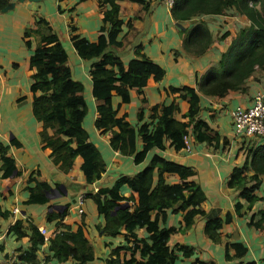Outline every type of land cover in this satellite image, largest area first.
Instances as JSON below:
<instances>
[{
  "label": "trees",
  "instance_id": "1",
  "mask_svg": "<svg viewBox=\"0 0 264 264\" xmlns=\"http://www.w3.org/2000/svg\"><path fill=\"white\" fill-rule=\"evenodd\" d=\"M118 1L98 0L103 18L95 43L76 34L75 28H70V42L75 53L82 60H96L89 70L91 94L97 113L95 128L102 134L109 133L110 148L122 156L131 157L136 165L145 160L151 149L163 150L166 141L175 152L183 150V138L189 130L195 142L216 144L219 140L217 132L197 117L198 94L223 97L228 91H245L244 84L256 72L255 67L264 71V0H175L170 14L177 22L196 15H222L227 9H234L247 18L250 25L237 33L226 32L221 36L220 40L225 43L226 50L216 67L208 69L197 78L196 89L186 86L167 88L166 95L172 96V102L168 105L150 106L146 99H141L136 109V128L126 120V116H117L112 106L113 95L122 103L128 104L131 91L141 95L148 80L152 78L155 82L161 81L165 71L143 55L131 60L125 68L111 50L118 45L116 38L121 31V21L117 18ZM8 3L10 0H0V12ZM257 5L259 10L255 8ZM37 26L43 27V30H26L23 41L30 50L29 38L39 35L38 43L29 57V68L34 70L30 84L32 114L43 124L41 144L43 148L50 149L53 163L64 172H68L75 158L80 157V170L85 182L91 184L101 177L106 164L99 150L89 141V135L83 127L87 115L83 84L73 79L67 65V53L57 34L42 18L36 20L34 27ZM183 37V50L196 56L205 53L212 40L203 22L185 30ZM21 101L19 99L18 103ZM178 101L188 104V110L182 116L184 122L174 118L179 112ZM145 111L148 112L146 121ZM48 129L53 131L52 135L48 134ZM138 139L142 143L140 151L136 150ZM7 152L8 146L0 142L1 179H11L13 175H18L15 162ZM165 174L175 175L179 181L167 184ZM195 175L192 168L155 155L134 176L122 175L111 187L87 194L85 198L95 203L98 215L104 219V226L98 227L99 232L111 237L124 236L125 243L111 250L105 264H176L179 252L183 257L189 258L194 255V248L177 245L173 249L169 246V240L178 232H186L197 218L205 219L203 236L214 244L219 243L220 231L223 225L231 222V217L227 214L223 219L207 218L202 207L205 195L193 180ZM260 176H264V144L253 147L248 154V162L235 168L227 180L228 188L240 191L241 198L247 204L246 211L251 212L256 202L263 201L255 195L261 182ZM27 184L32 187L26 188L28 199L24 202L25 205H42L48 202L50 187L39 179L37 173L29 175ZM124 185L130 190L128 197L120 191ZM6 193L11 192L7 190ZM2 197L3 194L0 198ZM122 201L132 202L133 209H117ZM167 210L181 214L179 228L166 227L164 222ZM241 210L242 204L236 203L234 211L238 216ZM66 215L67 209L61 214L52 212L47 215V221H60ZM10 216L12 213L2 211L0 206V219L7 220ZM23 223L15 220L9 227L8 234L17 240L28 238L29 248L17 250L16 257L19 261L37 264L36 253L45 244L44 236L32 224H29L30 234L27 235ZM248 226L264 233V209L250 215ZM61 229L49 239L50 255L43 258L45 264H65L69 260L74 261V264L92 262V248L82 227L74 232L68 227ZM140 233L143 235L140 236ZM230 251H233L232 256ZM121 253H124L122 258ZM246 253L247 248L241 243L225 245L224 257L229 264H242L232 261L242 258ZM125 254L128 256L125 257ZM192 264L214 263L211 260L201 262L195 259Z\"/></svg>",
  "mask_w": 264,
  "mask_h": 264
},
{
  "label": "crops",
  "instance_id": "2",
  "mask_svg": "<svg viewBox=\"0 0 264 264\" xmlns=\"http://www.w3.org/2000/svg\"><path fill=\"white\" fill-rule=\"evenodd\" d=\"M10 2H15V7L7 13H0V142L8 146L7 155L14 160L18 175H13L11 179L0 177V197L3 194L0 202L5 205L9 203L6 210L12 213L7 220L0 219V261L19 262L16 257L17 250L24 251L29 248L28 238L17 240L8 234V229L14 221L21 220L24 222L27 235L30 234L29 224H32L40 233L41 230L46 232L48 243L57 230H62L61 228L68 227L74 232L82 227L93 252V261L88 264H105L111 250L125 243L124 236L111 237L99 232L98 227L104 226V219L98 215L95 203L85 196L96 193L100 188L111 187L122 175L134 176L156 155L193 169L196 174L193 180L205 195L202 207L207 216L223 219L228 214L231 217L230 225L225 227L223 225L221 240L217 244L203 236L205 219L202 218H197L186 232H178L171 236L170 248L174 249L177 245L194 248V255L189 258L183 257L180 252L177 253L176 264H192L195 259L201 262L211 260L214 264H229L224 253L225 245L232 243L231 241H239L247 248L246 255L234 259L233 263L264 264V233L248 226L250 215L264 209V176H260L261 182L255 194L263 201L256 202L251 212L246 211L247 204L241 198L240 191L227 187V180L233 170L248 162L250 150L264 144V137L245 138L236 135L231 118L233 110L251 106L256 94L264 91V84L256 72L246 80L245 91H228L223 97L198 94L197 117L217 132L219 140L216 144L195 142L189 130L187 134L189 152L185 148L175 152L166 141L163 150L151 149L145 160L136 165L131 157L122 156L110 148L109 133L102 134L95 128L97 113L91 94L89 70L96 60H82L70 42L71 27L76 29V34L90 43L96 42L103 18L98 0H24L22 3L10 0ZM117 7L121 31L116 38L118 45L113 46L111 50L125 68L131 60L143 55L165 71L163 79L159 82L150 78L141 95L131 91L128 104L122 103L113 95L112 106L117 116H126V120L135 128L138 126L136 109L141 99H146L150 106L168 105L172 102V96L166 95L167 88L190 86L196 89L197 78L208 69L216 67L226 50L225 43L220 40L221 36L226 32L237 33L250 25V21L234 9H227L222 15H196L186 21L177 22L170 14L171 7L165 6L161 0H119ZM255 8L259 10V5ZM39 18L44 19L59 37L67 53V65L72 77L83 84L84 97L86 100L88 98L86 102L90 106L91 116H88L87 108L83 127L89 135V141L99 150L106 164L104 173L91 184L85 182L80 170L82 162L80 157L75 158L68 172H64L53 163L50 149L43 148L41 144L40 133L43 131V124L32 114L30 84L34 70L29 68V57L38 43L39 35L35 34L29 38L30 50L23 41L26 30H43L41 26L34 27ZM199 22L206 24L212 40L207 51L196 56L183 50L182 40L183 32ZM105 27L108 28V25ZM19 99L22 100L21 103H18ZM178 104L179 112L174 118L184 122L182 116L187 112L188 104L183 101H178ZM86 106L88 107L87 104ZM147 113L145 111L144 121L147 120ZM47 132L49 135L53 134L49 129ZM141 148L142 143L138 139L136 150L140 151ZM32 172L37 173L39 179L50 187L51 198L47 196L48 202L45 204L24 203L28 199L26 188L32 187L27 184ZM164 179L166 182L179 181L177 176L169 174H165ZM7 190L11 193L7 194ZM120 191L125 197L130 195L127 185L121 187ZM80 195L85 198L83 216L75 209ZM236 203L243 206L240 216L234 211ZM133 207L132 202L122 201L117 209L132 210ZM15 209L18 210V215L13 216ZM65 209L67 215L61 219L62 221H47L49 213L61 214ZM181 219L180 213L174 214L167 210L164 224L179 228ZM142 235L143 233H140V236ZM48 243L45 242L38 249L36 253L38 262L50 255ZM229 254L232 256L233 251ZM201 255L204 256L200 257ZM123 256L124 253H121V258ZM65 264H74V261L69 260Z\"/></svg>",
  "mask_w": 264,
  "mask_h": 264
},
{
  "label": "built area",
  "instance_id": "3",
  "mask_svg": "<svg viewBox=\"0 0 264 264\" xmlns=\"http://www.w3.org/2000/svg\"><path fill=\"white\" fill-rule=\"evenodd\" d=\"M162 3L168 8L172 7L175 0H161ZM255 70L259 72V80L264 84V71H259L257 67ZM231 118L233 122V128L238 136L245 138L253 137H264V91L256 94L251 106L247 108H236L231 113ZM185 144V150L190 151L188 145V137L184 136L183 138ZM84 196L80 195L77 198L75 209L79 215L83 214L84 211ZM18 210H14L15 214ZM41 234L44 236V241L48 243V238L45 236L46 232L41 230ZM0 264H30L22 261L16 262L14 260L0 261ZM37 264H45L42 260Z\"/></svg>",
  "mask_w": 264,
  "mask_h": 264
},
{
  "label": "rangeland",
  "instance_id": "4",
  "mask_svg": "<svg viewBox=\"0 0 264 264\" xmlns=\"http://www.w3.org/2000/svg\"><path fill=\"white\" fill-rule=\"evenodd\" d=\"M256 75H258L259 76V72H257L256 71ZM186 87H190V86H186ZM191 88V87H190ZM85 101H88V98H87V100L85 99ZM86 104L88 105V116L90 117L91 116V114H90V112H89V109H90V106H89V104L86 102ZM88 118V117H87ZM86 121V120H85ZM88 122H89V119H88ZM170 161V160H169ZM172 162H174V161H172ZM174 163H176V162H174ZM177 164H179V163H177ZM180 165H182V164H180ZM184 166V165H183ZM167 184H174V183H177V181H169V182H166ZM229 189H232V188H229ZM256 191H258V190H256ZM256 191H255V194H256ZM9 205V203H7L6 205L3 203V202H0V206H1V209H2V211H6V206H8ZM16 215H18V212H16L15 214L13 213V216H16ZM228 225H230V224H225L224 225V227L225 226H228ZM166 227H169V224L167 223L166 224ZM222 231V230H221ZM220 231V232H221ZM232 243H240L239 241H231ZM202 256H204V255H201L200 257H202ZM214 261H215V263H217V260H216V258H214Z\"/></svg>",
  "mask_w": 264,
  "mask_h": 264
},
{
  "label": "water",
  "instance_id": "5",
  "mask_svg": "<svg viewBox=\"0 0 264 264\" xmlns=\"http://www.w3.org/2000/svg\"><path fill=\"white\" fill-rule=\"evenodd\" d=\"M23 1H24V0H18L19 3H22ZM14 7H15V2H10V3H8L7 6H5V7L1 10L0 13H7L8 11H11ZM47 196H48L49 198H51V192H49V193L47 194ZM207 218L210 219L211 216L208 215Z\"/></svg>",
  "mask_w": 264,
  "mask_h": 264
}]
</instances>
